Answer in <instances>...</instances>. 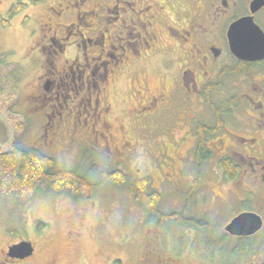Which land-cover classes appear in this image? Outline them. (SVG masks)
I'll return each mask as SVG.
<instances>
[{"label":"flooded vegetation","instance_id":"1","mask_svg":"<svg viewBox=\"0 0 264 264\" xmlns=\"http://www.w3.org/2000/svg\"><path fill=\"white\" fill-rule=\"evenodd\" d=\"M40 3L46 4L49 23L43 36L32 41L34 49L44 52L40 78L49 108L44 111L46 139L50 126L62 129L69 124L72 132L80 131L87 137L91 131L100 132L98 127L107 130L110 81L113 78L116 81L124 68L127 74L133 73L129 68L134 63L145 64L156 57L154 63H159L158 69L164 71L161 79L165 87L170 72L175 74L174 80L180 87L177 98L170 101L168 91L163 88L137 110L143 113L139 121L144 125L170 118L171 127H187L185 137L189 135L194 140L193 153L187 159L179 158L183 167L176 182L185 178L187 166L192 167L195 181L200 182L202 166L210 162L221 181H237L240 190L236 203L232 204L228 193L210 189L205 200L207 210L203 213L192 209V190L177 192L176 202L170 203L167 210L160 209V223L149 220L143 227V237L134 254L126 258L112 256L109 264H264V48L259 58L240 60L231 52L228 38L230 26L239 19L253 23L264 37V0ZM167 13L175 19L173 23ZM129 24L135 25L132 31L137 35L128 29ZM161 30L171 40L168 47L174 45L173 52L165 50L167 44ZM245 34L244 28L241 38ZM131 37L136 42H131ZM258 43L264 45V38ZM171 54L175 57L169 58ZM234 62L236 66L230 70ZM226 74L241 77L240 132L228 128L224 110L203 115L189 109L198 101L204 103L209 86ZM180 91L186 95L181 102ZM212 119L215 122L208 123ZM204 133L207 155L200 152ZM104 147L100 146V151ZM105 149L109 154L112 152L113 158L115 151L108 141ZM115 150L119 152L118 147ZM227 170L232 171L233 177ZM230 194L234 196L233 192ZM224 207L233 211L220 219L225 214ZM146 214L150 219L149 213ZM239 214L247 218L241 223V235H234L226 230V225ZM252 228L254 232L245 233ZM9 246L0 250V264H28L36 256L34 244L32 255L25 258L9 256Z\"/></svg>","mask_w":264,"mask_h":264},{"label":"rangeland","instance_id":"2","mask_svg":"<svg viewBox=\"0 0 264 264\" xmlns=\"http://www.w3.org/2000/svg\"><path fill=\"white\" fill-rule=\"evenodd\" d=\"M17 1L20 0H0V148L3 151L15 145L40 149L56 160L55 170H76L90 182L99 181L103 171L113 170L123 171L132 180L148 178L150 190L161 193L159 208L162 210L176 202L177 192L188 190H192L191 205L196 212L207 210L205 200L210 189L228 193L230 203H236L235 197L240 194L237 181H221L210 162L202 166L200 182L195 181L191 166L185 169V178L176 182L183 167L179 158L187 159L193 153L194 140L189 135L185 137L186 126L171 127L170 118L146 122L147 125L140 122L143 113L137 109L143 108L145 100H153L166 88L171 101L177 98L180 88L173 71L169 84L164 86L161 79L164 71L158 69L159 63H154L156 57L145 64L134 63L129 68L133 73L127 74L124 68L116 81L114 78L110 81L107 130L98 127L100 132L91 131L87 137L80 131L72 132L69 124L62 129L50 126L46 139L44 111L49 108L40 78L44 52L34 49L32 41L46 32L44 28L49 23L46 4L21 0L25 8L10 18L8 11ZM169 19L170 23L175 21ZM127 27L132 31L135 25ZM161 32L167 44L165 50L173 52L174 45L168 47L170 38L164 30ZM131 42L136 40L131 37ZM174 57V54L169 56ZM235 66L234 62L230 70ZM209 89L204 103L198 101L189 109L203 115L224 110L228 128L240 132L241 77L226 74ZM186 92L189 95L190 90ZM185 96L180 91L179 101ZM214 122L215 119L208 120V123ZM107 141L115 151L113 158L112 152H106ZM102 145L105 147L100 151ZM117 147L119 152L115 150ZM232 211L233 208L224 207L225 214L220 219ZM149 220L132 191L111 183L102 185L91 199H74L52 191L29 193L16 201L0 196V250L25 239L36 247V256L28 264L76 261V264H109L112 256L126 258L134 254ZM39 223L47 226L38 228Z\"/></svg>","mask_w":264,"mask_h":264},{"label":"trees","instance_id":"3","mask_svg":"<svg viewBox=\"0 0 264 264\" xmlns=\"http://www.w3.org/2000/svg\"><path fill=\"white\" fill-rule=\"evenodd\" d=\"M46 0H29L31 4H38ZM26 4L21 0L13 4L9 11L10 18L21 12ZM4 23H7L3 20ZM202 142L200 152L207 155L204 148L206 141ZM56 160L34 147L13 146L9 151L0 148V196L6 199L18 200L20 197L38 191H52L66 194L74 199H91L96 196L98 189L107 183L118 187H125L132 191L135 198L141 203L150 220L160 223L161 194L156 190H150L148 178L132 180L121 170L103 171L100 180L90 182L85 176L76 170H55ZM229 168V166H226ZM228 171V170H227ZM233 177L232 171H228ZM168 220L169 216L166 217ZM175 219L174 217H172ZM47 226L38 224V228Z\"/></svg>","mask_w":264,"mask_h":264},{"label":"water","instance_id":"4","mask_svg":"<svg viewBox=\"0 0 264 264\" xmlns=\"http://www.w3.org/2000/svg\"><path fill=\"white\" fill-rule=\"evenodd\" d=\"M250 24V25H249ZM252 24V25H251ZM246 29V34L241 38V30ZM228 38L232 53L238 59H256L259 58V52L264 48L263 44H259L264 37L261 30L253 23L239 19L232 23L228 31ZM245 214H239L234 217L228 225L226 230L234 235H241V223L247 218ZM255 228L246 230L245 233H252ZM34 247L31 241L22 240L18 243L12 244L8 248V255L11 257L25 258L32 255Z\"/></svg>","mask_w":264,"mask_h":264}]
</instances>
